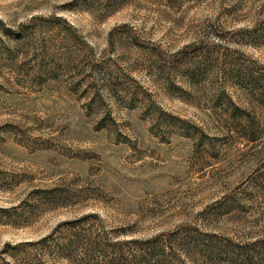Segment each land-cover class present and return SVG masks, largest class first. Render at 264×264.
<instances>
[{
	"label": "rangeland",
	"instance_id": "1",
	"mask_svg": "<svg viewBox=\"0 0 264 264\" xmlns=\"http://www.w3.org/2000/svg\"><path fill=\"white\" fill-rule=\"evenodd\" d=\"M0 264H264V0H0Z\"/></svg>",
	"mask_w": 264,
	"mask_h": 264
}]
</instances>
